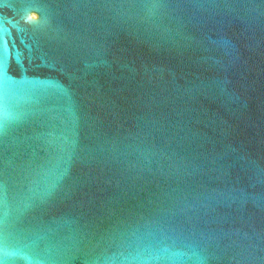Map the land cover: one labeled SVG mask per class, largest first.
I'll list each match as a JSON object with an SVG mask.
<instances>
[{
    "label": "water",
    "instance_id": "water-1",
    "mask_svg": "<svg viewBox=\"0 0 264 264\" xmlns=\"http://www.w3.org/2000/svg\"><path fill=\"white\" fill-rule=\"evenodd\" d=\"M0 264H264V0H0Z\"/></svg>",
    "mask_w": 264,
    "mask_h": 264
}]
</instances>
